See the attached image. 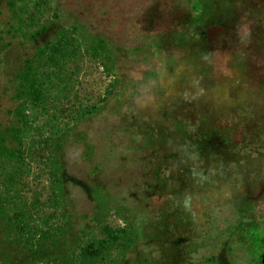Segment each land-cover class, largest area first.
<instances>
[{"label": "rangeland", "instance_id": "1", "mask_svg": "<svg viewBox=\"0 0 264 264\" xmlns=\"http://www.w3.org/2000/svg\"><path fill=\"white\" fill-rule=\"evenodd\" d=\"M6 1L0 264H264V0Z\"/></svg>", "mask_w": 264, "mask_h": 264}, {"label": "trees", "instance_id": "2", "mask_svg": "<svg viewBox=\"0 0 264 264\" xmlns=\"http://www.w3.org/2000/svg\"><path fill=\"white\" fill-rule=\"evenodd\" d=\"M14 1L15 0H7L6 1L8 7L12 10L13 13H15L16 11L18 12V9L16 8ZM17 19H19V18H17ZM49 24H50V22H48V19H46V20L43 19L41 22L36 24L35 27H33L31 30H29V32H26L24 34H26V36H28L29 39H32V38L36 37L41 31L45 30ZM33 64L34 63H33V60L31 58L25 59L20 71L17 72V77L19 78V83L21 84V88L19 90L22 89L23 92H26L27 89H29V86L32 87V84H30V81H31L33 73H34L33 72V68H34ZM5 150L6 149L3 148L0 144V151L4 152ZM99 244H100V246H99L100 249H98V248L96 249V247H93V245L85 247L84 252L88 253L86 256L89 258H93V257L97 256L101 252V250H102L101 248H103L102 241H99Z\"/></svg>", "mask_w": 264, "mask_h": 264}]
</instances>
